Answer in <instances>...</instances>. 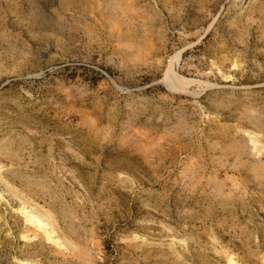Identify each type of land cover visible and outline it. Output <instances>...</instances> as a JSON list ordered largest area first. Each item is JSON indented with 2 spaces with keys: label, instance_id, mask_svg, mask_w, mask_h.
<instances>
[{
  "label": "rangeland",
  "instance_id": "1",
  "mask_svg": "<svg viewBox=\"0 0 264 264\" xmlns=\"http://www.w3.org/2000/svg\"><path fill=\"white\" fill-rule=\"evenodd\" d=\"M0 264H264V0H0Z\"/></svg>",
  "mask_w": 264,
  "mask_h": 264
},
{
  "label": "bare ground",
  "instance_id": "2",
  "mask_svg": "<svg viewBox=\"0 0 264 264\" xmlns=\"http://www.w3.org/2000/svg\"><path fill=\"white\" fill-rule=\"evenodd\" d=\"M29 216H30V215H29ZM26 219H27V218H26ZM31 219H33V218H31ZM37 222H38V223H40V221H39V220H38ZM40 227H41V226H40ZM43 228H44V227H43ZM47 239H48V238H47Z\"/></svg>",
  "mask_w": 264,
  "mask_h": 264
}]
</instances>
